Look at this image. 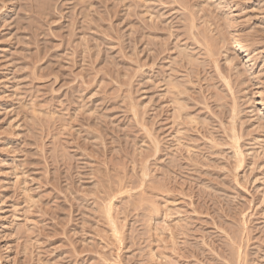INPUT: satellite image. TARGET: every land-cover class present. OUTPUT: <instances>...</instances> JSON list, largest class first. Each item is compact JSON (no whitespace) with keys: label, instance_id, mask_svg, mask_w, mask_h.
<instances>
[{"label":"rangeland","instance_id":"374dc122","mask_svg":"<svg viewBox=\"0 0 264 264\" xmlns=\"http://www.w3.org/2000/svg\"><path fill=\"white\" fill-rule=\"evenodd\" d=\"M263 106L264 0H0V264H264Z\"/></svg>","mask_w":264,"mask_h":264},{"label":"bare ground","instance_id":"6f19581e","mask_svg":"<svg viewBox=\"0 0 264 264\" xmlns=\"http://www.w3.org/2000/svg\"><path fill=\"white\" fill-rule=\"evenodd\" d=\"M236 47H237V51L238 52H244V51H246L245 48L243 46H241L240 44H237ZM263 109H264V106H263Z\"/></svg>","mask_w":264,"mask_h":264}]
</instances>
